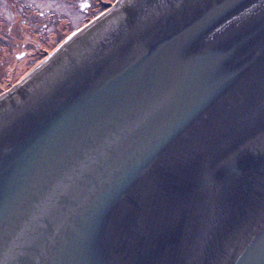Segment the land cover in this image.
Here are the masks:
<instances>
[{
  "label": "water",
  "instance_id": "water-1",
  "mask_svg": "<svg viewBox=\"0 0 264 264\" xmlns=\"http://www.w3.org/2000/svg\"><path fill=\"white\" fill-rule=\"evenodd\" d=\"M0 264H264V0H116L0 94Z\"/></svg>",
  "mask_w": 264,
  "mask_h": 264
},
{
  "label": "rangeland",
  "instance_id": "rangeland-1",
  "mask_svg": "<svg viewBox=\"0 0 264 264\" xmlns=\"http://www.w3.org/2000/svg\"><path fill=\"white\" fill-rule=\"evenodd\" d=\"M92 1L0 0V94L42 63L78 28L109 7L87 15L85 7ZM57 38H61L59 43Z\"/></svg>",
  "mask_w": 264,
  "mask_h": 264
},
{
  "label": "flooded vegetation",
  "instance_id": "flooded-vegetation-1",
  "mask_svg": "<svg viewBox=\"0 0 264 264\" xmlns=\"http://www.w3.org/2000/svg\"><path fill=\"white\" fill-rule=\"evenodd\" d=\"M111 1L112 0H108V2H111ZM86 5H88V3ZM99 8H100L99 0H93L92 2H89V5L87 7H85V11H86L87 15H91L92 12H94V13L98 12ZM86 18H88V17H86ZM68 25H69V22H68ZM67 27H69V26H67Z\"/></svg>",
  "mask_w": 264,
  "mask_h": 264
},
{
  "label": "trees",
  "instance_id": "trees-1",
  "mask_svg": "<svg viewBox=\"0 0 264 264\" xmlns=\"http://www.w3.org/2000/svg\"><path fill=\"white\" fill-rule=\"evenodd\" d=\"M99 2H100V8H99L98 12H101L103 9L107 8L108 6H110L112 4V1L108 2V0H99ZM60 39L61 38H57L56 42L59 43Z\"/></svg>",
  "mask_w": 264,
  "mask_h": 264
}]
</instances>
